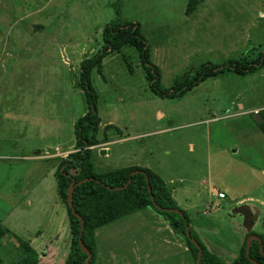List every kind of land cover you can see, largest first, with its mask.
I'll list each match as a JSON object with an SVG mask.
<instances>
[{
  "label": "rangeland",
  "instance_id": "374dc122",
  "mask_svg": "<svg viewBox=\"0 0 264 264\" xmlns=\"http://www.w3.org/2000/svg\"><path fill=\"white\" fill-rule=\"evenodd\" d=\"M187 2L0 0V225L12 230L9 243L0 240L3 263L19 257L13 235L29 240L61 215L66 222L58 158L34 156L75 144L73 123L87 110L77 86L80 62L100 50L106 24H140L164 87L178 76L193 77L202 64L254 58L264 50V0H198L191 13ZM91 83L99 134L104 129L110 141L108 158L93 149L95 170L131 161L159 173L169 190L177 188L178 205L202 243L232 262L238 241L264 224V134L249 111L254 105L264 110V68L210 77L168 98L150 89L137 51L125 46L102 60ZM219 190L226 198L217 197ZM241 197L252 198L245 204L253 213L261 209L251 228L234 210ZM147 210L97 230L95 264H195L182 241L155 230L163 220ZM112 227L123 234L121 242ZM58 249L68 252L69 236Z\"/></svg>",
  "mask_w": 264,
  "mask_h": 264
},
{
  "label": "trees",
  "instance_id": "16d2710c",
  "mask_svg": "<svg viewBox=\"0 0 264 264\" xmlns=\"http://www.w3.org/2000/svg\"><path fill=\"white\" fill-rule=\"evenodd\" d=\"M198 0H188L186 13L196 9ZM103 45L96 53L81 60L79 66V86L84 94L87 110L73 123L75 145L66 158L58 164L56 171L57 190L67 213L69 228V249L64 264H84L89 254L88 264H95L97 256L96 230L117 219L133 214L143 209H149L163 218L172 231L185 243L195 264L198 252L197 240L201 248V264H264V234L249 231L237 257L230 263L222 260L215 252L208 249L193 229L188 214L179 207L171 191L163 179L147 167L126 166L98 172L92 163V147L108 141L104 131L99 137L100 117L97 111V94L91 83L93 70L101 73L102 60L113 52H120L125 46L134 47L140 58L150 89L159 96L181 97L207 78L231 72L238 75H248L264 68V50L254 58L242 57L229 59L222 64H202L197 73L191 77L178 76L170 87H164L160 82V68L151 60V46L142 34L140 24L135 21H112L103 29ZM264 118V110L261 111ZM107 126H110L107 125ZM264 134V121L258 124ZM138 170L137 173L132 171ZM129 183L123 187L129 180ZM87 179V180H84ZM83 180V181H82ZM82 181V182H80ZM74 185L70 198V186ZM122 187L114 189L109 187ZM150 186V190L148 188ZM180 209L182 215L173 211ZM74 210V211H72ZM81 219L84 227L81 232ZM189 226L191 237L186 233ZM9 231L0 225V239ZM251 234L261 238L251 239L249 254H246V240ZM15 248L19 257L9 264H38V252L25 240L13 235ZM0 264L2 262L0 257Z\"/></svg>",
  "mask_w": 264,
  "mask_h": 264
},
{
  "label": "crops",
  "instance_id": "0c3cea01",
  "mask_svg": "<svg viewBox=\"0 0 264 264\" xmlns=\"http://www.w3.org/2000/svg\"><path fill=\"white\" fill-rule=\"evenodd\" d=\"M257 105H254V106H251L249 108V111H256L258 108ZM161 114V113H160ZM101 128V126H100ZM261 130V129H260ZM262 132V131H261ZM103 133H104V129H103ZM103 135V134H102ZM102 135L99 134V137H101ZM110 142L109 139L108 141L106 142H101L100 144L98 145H95L92 147V150L93 149H98V152L99 154H101L102 156L108 158L109 157V154H108V145L107 143ZM75 145V144H74ZM74 145L73 147L70 149V150H65V151H61V150H55L53 151V153H49V152H45L44 154H40V155H36L34 156V159H39V158H42L44 156H56L58 158L57 160V167H58V164L60 163V161L64 158L67 157V155L73 151L74 149ZM236 152V151H235ZM39 153V152H36V154ZM123 156L121 155L120 153V158H122ZM126 166H139V167H147V166H144L143 164H140L138 162H131L129 161L128 164H123L121 167H126ZM120 167V168H121ZM148 168V167H147ZM114 170V169H113ZM57 171V170H56ZM264 172V171H263ZM157 173V172H156ZM161 178L162 176L157 173ZM55 177H56V173H55ZM163 179V178H162ZM163 181L165 182L166 184V181L163 179ZM37 186V182L35 184ZM56 185H57V178H56ZM177 188L174 187L173 189H171V193L172 195L174 196L175 200L177 201V203L179 204L177 198L175 197L174 193H175V190ZM218 192H224L223 190H219ZM217 192V193H218ZM225 193V192H224ZM57 194H58V190H57ZM211 195L214 196V193L211 192ZM59 196V195H58ZM60 198V197H59ZM223 198H226V194H225V197ZM252 198L251 197H241V198H237V199H234V203H235V206H238L240 204H245V201H248V200H251ZM256 200V199H255ZM60 204H61V207L63 208V212L64 214H66V222H64V217L61 215L58 218H55L53 220L50 221V226L48 228V230H45V231H42L40 230L39 228H37V230H35V236L32 237V239H29V240H25L27 241L37 252H38V255H39V263L38 264H43L44 262L46 263H49V264H55L56 262L59 263L58 260H61V264H64V259H65V256L67 254L64 253V251H58L59 249V245H60V242H62V239L63 238H68L69 236V228H68V220H67V213H66V208H65V205L64 203L61 201L60 199ZM247 205V204H246ZM249 206V205H248ZM261 207L263 208L264 210V203L261 202ZM256 210H257V213L255 214V218H254V222H255V219L256 217H259L261 215V209L260 208H257L256 207ZM139 212H149L147 209H143V210H140ZM152 212L154 215H156L158 218H160L161 220H163L162 222L163 223H158L157 221L153 224L156 228H159L160 227V230H162L165 234L167 233V235L170 237V238H173V239H176L178 238L180 241H182L173 231L172 229L169 227L168 223L163 219L161 218L160 216H158L157 214H155L153 211H150ZM134 214V213H133ZM132 214L130 215H127L125 217H122L120 219H117L113 222H111V225L114 224V225H118L120 224V222H127V219L129 217H131ZM254 222L252 224V226L254 225ZM110 224V223H109ZM251 226V227H252ZM115 227V226H114ZM115 230V237L117 238V241L118 242H121L122 238H123V234L122 233H118L120 230H117V229H114ZM6 228L9 232L6 233L1 240L2 244H7L11 241V232L12 230L9 228V227H4ZM100 228V227H99ZM98 228V229H99ZM97 229V230H98ZM154 229V228H153ZM194 229V228H193ZM96 230V241H98V231ZM196 230V228L194 229ZM197 231V230H196ZM155 232V231H154ZM260 233H263L264 234V224H262V227L261 229L259 230ZM197 233V232H196ZM114 235V234H113ZM246 234H244L243 236V239H240L238 241L239 243V247L241 246L244 238H245ZM13 239V238H12ZM110 239H113L112 241H116L114 240L113 236H111ZM167 242H170L169 240H167ZM183 242V241H182ZM184 243V242H183ZM205 244V243H204ZM185 245V243H184ZM206 245V244H205ZM98 246V244H97ZM186 246V245H185ZM207 247V246H206ZM187 248V246H186ZM209 248V247H208ZM188 249V248H187ZM59 254V255H58ZM238 255V253H237Z\"/></svg>",
  "mask_w": 264,
  "mask_h": 264
},
{
  "label": "water",
  "instance_id": "95a60500",
  "mask_svg": "<svg viewBox=\"0 0 264 264\" xmlns=\"http://www.w3.org/2000/svg\"><path fill=\"white\" fill-rule=\"evenodd\" d=\"M252 116L254 118V120L256 121V123H261L263 122V116L258 112V111H254L252 113ZM138 170H134L132 171V174L133 173H137ZM84 180H87V179H84ZM83 181V180H82ZM80 181V182H82ZM130 181V178L129 180L127 181V183H125L123 185V187H125ZM74 188V185L72 184L70 186V190H69V193H68V199L70 198V195H71V192ZM109 188H114V189H121L122 187H109ZM149 190H150V186H148ZM236 212L240 213L243 215L244 217V225L247 227V228H251L253 222H254V218H255V213H253L250 209V207L246 204H240L238 206L235 207L234 209ZM74 211V210H72ZM173 211L179 213L180 215H182V211L180 209H173ZM83 227H84V221L83 219H81V232L83 230ZM186 233L188 236L191 237V234H190V230H189V226L186 225ZM251 239H258L259 240V243H260V246L262 245V242H261V238L257 235V234H251L247 237V240H246V254L248 255L249 254V249H250V242H251ZM191 240L196 243L197 247H198V252H197V257H196V263L197 264H201V248H200V245L199 243L197 242V240H195L194 238L191 237ZM91 258V254H89V257L87 259V261L84 263V264H88L89 263V260Z\"/></svg>",
  "mask_w": 264,
  "mask_h": 264
},
{
  "label": "built area",
  "instance_id": "2783aa9c",
  "mask_svg": "<svg viewBox=\"0 0 264 264\" xmlns=\"http://www.w3.org/2000/svg\"><path fill=\"white\" fill-rule=\"evenodd\" d=\"M217 197L223 198V197H225V193L224 192H218Z\"/></svg>",
  "mask_w": 264,
  "mask_h": 264
}]
</instances>
